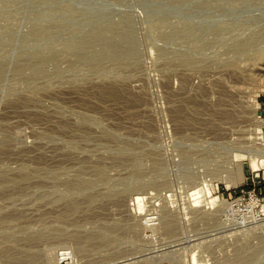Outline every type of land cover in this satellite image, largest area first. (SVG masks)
<instances>
[{
  "label": "rangeland",
  "instance_id": "374dc122",
  "mask_svg": "<svg viewBox=\"0 0 264 264\" xmlns=\"http://www.w3.org/2000/svg\"><path fill=\"white\" fill-rule=\"evenodd\" d=\"M260 158L264 0H0V264H264Z\"/></svg>",
  "mask_w": 264,
  "mask_h": 264
},
{
  "label": "bare ground",
  "instance_id": "6f19581e",
  "mask_svg": "<svg viewBox=\"0 0 264 264\" xmlns=\"http://www.w3.org/2000/svg\"><path fill=\"white\" fill-rule=\"evenodd\" d=\"M258 140V139H257ZM261 159V158H260ZM256 160V159H252L251 160V167L253 168V169H258L259 167H260V162L262 163V164H264V158L263 159H261V160ZM240 180H238V181H243L244 180V178H245V176H244V173H243V170H241V172H240ZM226 181V183L227 184H231V185H233V186H235L237 183H235V181H233V180H231V179H226L225 180ZM205 187H203L202 189L201 188H198L197 190H196V193H199V194H206V195H209V200H208V202H207V205L209 206V207H213L214 205H217L216 203L217 202H219L220 203V201L221 202H223L224 203V200L222 199V197L221 196H216V195H213L212 194V191H210V189H208V187H206L205 189H208L207 190V192H205V189H204ZM141 198V196L139 197L138 196V198H137V203H138V206H139V209H142V205H141V200L142 199H140ZM197 204L198 203H201L202 201H200L198 198L196 199V201H195ZM194 206V205H193ZM138 209V210H139ZM140 211V210H139ZM170 221V220H169ZM167 224V223H166ZM175 225V224H174ZM173 230V229H172ZM193 264H200L197 260H196V258H194L193 259Z\"/></svg>",
  "mask_w": 264,
  "mask_h": 264
}]
</instances>
